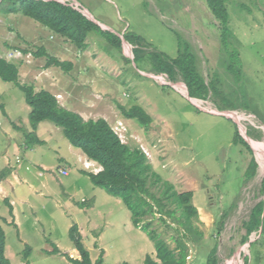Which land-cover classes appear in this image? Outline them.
I'll list each match as a JSON object with an SVG mask.
<instances>
[{
    "label": "rangeland",
    "instance_id": "374dc122",
    "mask_svg": "<svg viewBox=\"0 0 264 264\" xmlns=\"http://www.w3.org/2000/svg\"><path fill=\"white\" fill-rule=\"evenodd\" d=\"M61 1L88 12L101 30L114 34L128 30L144 38L148 50L169 58L177 56L179 36L190 46L197 73L206 82L217 83L216 94L194 103L208 112L230 111L232 120L199 110L183 96L180 79L171 83L173 88L163 76L148 72L147 63H124L95 32L87 35V48L81 52L29 18L0 14V57L17 67L19 83L51 92L61 107L69 102L67 110L84 120L102 118L110 127L121 122L127 129L123 143L140 149L161 178V183H149L156 197L163 191L162 183L171 184L176 193H193L198 216L192 218V226L201 237L186 243L187 264H206L213 247L217 264H244L245 258V264H264V224L243 243L252 208L264 202V172L253 145L264 148V0L227 3L231 37L223 54L217 23L204 0ZM40 47L71 63V70L45 68L47 58L34 55ZM128 50L125 46L124 52ZM231 52L238 54L239 64L227 71L222 62L229 64ZM119 105L142 107L151 124L144 128L124 119ZM29 113L21 90L0 80V172L11 165L19 171L14 190L0 191V223L9 262L24 264V250L29 247V264H70L62 255L46 251L55 245L76 258L69 238L72 226L92 262L100 254L103 264H144L146 255L154 258L153 243L132 225L121 199L93 186L81 172L96 170L82 163L76 156L81 151L69 144L60 128L42 122L37 133L44 145H25L23 135L32 131ZM233 119L247 135L257 161L252 178L249 152L233 143L237 129ZM7 203L13 206L14 217ZM173 209L169 203L167 210ZM145 221L171 249L175 247L177 226L171 219L165 223L148 215Z\"/></svg>",
    "mask_w": 264,
    "mask_h": 264
},
{
    "label": "trees",
    "instance_id": "16d2710c",
    "mask_svg": "<svg viewBox=\"0 0 264 264\" xmlns=\"http://www.w3.org/2000/svg\"><path fill=\"white\" fill-rule=\"evenodd\" d=\"M214 21L217 23L220 34V53L228 50L231 31L229 28V16L227 3L230 0H204ZM0 14H20L33 20L51 34L70 42L78 51L87 48L85 39L91 32H95L105 43L115 48L124 63L131 61L122 54L120 38L111 32L101 30L98 25L87 19L80 11L69 4L57 1L43 0H0ZM124 40L131 46L133 62H143L150 66L148 72L163 76L170 83L180 79L187 89L190 98L205 101L210 93L216 94L215 80L205 81L196 70L195 58L191 53L190 46L177 37L178 53L175 58H169L157 51H150V44L144 38L125 31ZM26 53V51H23ZM228 53V52H227ZM36 57H46L45 68L57 67L65 72L72 68L69 62L61 61L46 53L44 47L38 48L34 53ZM229 71L234 64H239L238 54L229 53V64L222 62ZM0 80L13 84L23 93L24 100L30 108L29 121L32 131L24 133L26 146L43 145L35 135L37 125L41 122H50L61 129L64 138L69 144L81 151L90 161L101 167L97 173L81 171L89 178L91 184L103 189L108 195L121 199L131 215L132 225L146 234L153 243L155 256L146 255L144 264H187V242H197L201 234L192 226V218L198 216L197 209L192 205L193 193L186 191L176 193L169 183H162L163 191L160 197H156L149 189L151 185L161 183L158 174L152 171L145 154L138 148H130L122 143L117 135L111 130L109 124L102 118L97 120H84L80 115L61 107L55 97L47 90L35 91L32 86L20 84L18 81L17 67L0 57ZM121 116L127 120H134L139 126L147 128L151 117L140 106L134 105L126 109L118 106ZM219 110V109H218ZM233 143L242 145L250 154L249 170L251 178L255 175L257 163L252 157V150L241 138L235 127ZM6 176V169L0 172V181ZM264 193V180L261 184ZM6 204V201H4ZM175 206L173 210H167V205ZM9 214H11V206ZM178 212L179 216L175 217ZM148 215L166 223L171 219L177 227L174 228L178 238L175 247L171 249L168 244L159 238L157 232L150 228L151 224L145 221ZM13 224V223H11ZM264 202H258L251 210L249 220L245 223L246 235L243 243L248 241L249 236L258 229L263 230ZM69 238L73 249L77 252V258H71L66 253L53 245L47 255H62L70 264H103L102 254L92 262L89 251L84 247L77 227L72 226L69 230ZM31 249L26 247L23 254L24 264L28 263ZM216 248L213 247L206 258V264H217L215 257ZM246 258L244 259V264ZM0 264H11L5 257V234L0 223ZM128 264V263H123Z\"/></svg>",
    "mask_w": 264,
    "mask_h": 264
},
{
    "label": "crops",
    "instance_id": "0c3cea01",
    "mask_svg": "<svg viewBox=\"0 0 264 264\" xmlns=\"http://www.w3.org/2000/svg\"><path fill=\"white\" fill-rule=\"evenodd\" d=\"M12 15H14V14H12ZM4 56V55H3ZM3 56L1 57V58H3ZM5 57V56H4ZM4 59V58H3ZM51 93V92H50ZM52 94V93H51ZM53 95V94H52ZM60 100H63V97L62 96H60V98H59ZM57 102H59V101H57ZM66 103V106H64L63 108H65V109H67V106L69 105V102H65ZM125 121H127V120H125ZM128 121H130V120H128ZM127 121V122H128ZM42 123V122H41ZM41 123H39L38 125H37V128H36V130H35V135H36V137L39 139V140H41L42 142H43V145H44V141L42 140V138L41 137H39V135H38V133H37V131H38V127L40 128V126H41ZM46 130L47 129H45V128H43L42 129V133H44V132H46ZM45 134H49V132H47V133H45ZM42 146V145H41ZM76 155V154H75ZM76 156H78V158L82 161V163H89L90 164V167H94V170H96V172H98V171H100L101 170V167L98 165V164H96L95 162H93V161H90V160H88L84 155H79V153L76 155ZM4 169H6L7 170V172H6V176H5V179H6V183L9 185V187L8 186H5L4 184H3V182H0V191H2V192H5L6 190L7 191H9V190H11V191H13L14 190V188H15V186L17 185V175H18V173H19V171H18V168L16 167V166H14V165H11V166H7V167H5V168H3V170ZM98 170V171H97ZM4 179V180H5ZM3 180V181H4ZM5 201V200H4ZM10 206H12L11 204H9ZM12 211H11V214H12V217H14L13 216V206H12ZM13 224H15L14 223V221H13ZM73 252H75L76 253V255H77V252L73 249ZM62 253V252H61ZM78 257V256H77ZM76 257V258H77Z\"/></svg>",
    "mask_w": 264,
    "mask_h": 264
},
{
    "label": "water",
    "instance_id": "95a60500",
    "mask_svg": "<svg viewBox=\"0 0 264 264\" xmlns=\"http://www.w3.org/2000/svg\"><path fill=\"white\" fill-rule=\"evenodd\" d=\"M43 1H57V2H59V3H62V4H65L64 2H62L61 0H43ZM71 6V5H70ZM73 7V6H72ZM78 6H74V8L76 9V10H78V11H80L78 8H77ZM81 13H82V11H80ZM87 12V11H86ZM86 18H88L89 20H92V21H94L93 19H92V17L89 15V13L87 12V14L89 15H86L84 12L82 13ZM95 22V21H94ZM123 34H124V32H122L121 34H116L119 38H120V40H121V45H122V54H123V56L124 57H126V58H128L132 63H133V55H132V53H131V46L124 40V38H123ZM125 46H127V47H129V50L128 51H125L124 52V50H125ZM146 76H148V77H151V78H153V79H155V77L156 76H149V75H147L146 74ZM164 84V83H163ZM166 85H169V86H171V87H173L174 88V86L173 85H175V84H171L170 82L169 83H165ZM182 86H183V88H184V90H185V93L183 94V96L185 97V98H187L194 106H196L199 110H201V111H204V112H207V113H210V114H213V115H219V116H223V117H226V118H228V119H231L232 120V118L230 117V116H228L227 115V113H230V111H220V110H216L215 112H208V111H206V110H204V109H202V108H200L198 105H196L193 101H199V102H202L201 100H198V99H194V98H190L189 96H188V94H187V89H186V87H185V85L182 83ZM234 120V119H233ZM234 123L236 124V126H237V129H238V131H239V134H240V136L244 139V141H246L247 142V144L249 145V147H251L250 146V144H249V142L247 141V135H243L242 134V132H241V127H240V125H239V123L238 122H236L235 120H234ZM257 162V161H256ZM249 243H250V241L248 242V246H249Z\"/></svg>",
    "mask_w": 264,
    "mask_h": 264
},
{
    "label": "built area",
    "instance_id": "2783aa9c",
    "mask_svg": "<svg viewBox=\"0 0 264 264\" xmlns=\"http://www.w3.org/2000/svg\"><path fill=\"white\" fill-rule=\"evenodd\" d=\"M110 128L117 135L119 140L123 143L122 140L126 136L125 134L127 132V129L123 126V124L118 121V122H116V124L114 126H111ZM86 168H88V167L86 166ZM59 173H61L62 175H67V172L64 170H60ZM94 173H97V172H94Z\"/></svg>",
    "mask_w": 264,
    "mask_h": 264
},
{
    "label": "bare ground",
    "instance_id": "6f19581e",
    "mask_svg": "<svg viewBox=\"0 0 264 264\" xmlns=\"http://www.w3.org/2000/svg\"><path fill=\"white\" fill-rule=\"evenodd\" d=\"M184 93H185V90L183 89V94ZM193 102H195L197 104H201V103H198L199 101H193ZM236 120L238 121V118ZM253 145L256 148L257 152H258V158H259V161H260V165L259 166H260L262 172H264V150H263L264 148L262 147V145H259V144H253Z\"/></svg>",
    "mask_w": 264,
    "mask_h": 264
}]
</instances>
